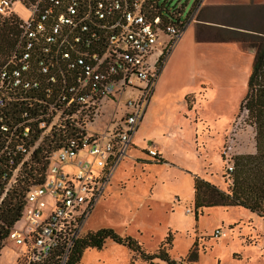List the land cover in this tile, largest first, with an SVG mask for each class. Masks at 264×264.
<instances>
[{
    "label": "built area",
    "instance_id": "1",
    "mask_svg": "<svg viewBox=\"0 0 264 264\" xmlns=\"http://www.w3.org/2000/svg\"><path fill=\"white\" fill-rule=\"evenodd\" d=\"M12 1L0 0L1 15L17 16ZM19 1L29 15L17 16L16 46L0 66V205L25 172L42 171L25 194L23 228L4 243L24 247L16 264H68L182 20L164 0ZM146 153L160 159L154 144Z\"/></svg>",
    "mask_w": 264,
    "mask_h": 264
},
{
    "label": "rangeland",
    "instance_id": "2",
    "mask_svg": "<svg viewBox=\"0 0 264 264\" xmlns=\"http://www.w3.org/2000/svg\"><path fill=\"white\" fill-rule=\"evenodd\" d=\"M164 1L170 9L182 7L181 20L185 21L197 3V0ZM11 8L20 18L29 15L19 0H13ZM0 18L3 17L0 15ZM258 23L252 29L264 32V11H260ZM189 35L187 31L165 65L167 57L164 58L163 71L133 136V146L115 169L85 230L112 228L120 235L135 238L147 253L164 247L177 264H264V235L262 244H254L258 239L255 228L264 233V217L239 206L202 207L195 216L193 194L194 176L210 180L227 191L230 182L227 163L234 156L255 148L253 128L246 123L245 112L239 111L254 57V50L247 46L252 35L227 31L219 37V40H244L237 50V66L242 65L243 72L237 75L240 81L236 85L222 83L217 92L205 80L200 88L194 89L203 74L186 64L187 54L196 53L189 48ZM200 35L212 37L217 32L210 28ZM186 94L187 106L183 103ZM157 137L163 143L168 138L179 140L167 147V162L146 153L149 138L156 142ZM193 141L200 158L191 148ZM207 154L211 158L204 163L203 155ZM24 223L21 218L16 228H23ZM216 229L221 232L218 238L213 236ZM169 234L170 241H167ZM23 253V246L5 242L0 264H16ZM132 261L147 264L127 247L107 240L101 249H85L79 264H131ZM153 262L165 264L158 259Z\"/></svg>",
    "mask_w": 264,
    "mask_h": 264
},
{
    "label": "trees",
    "instance_id": "3",
    "mask_svg": "<svg viewBox=\"0 0 264 264\" xmlns=\"http://www.w3.org/2000/svg\"><path fill=\"white\" fill-rule=\"evenodd\" d=\"M21 1L27 4L34 0ZM176 12L181 17L182 7L178 8ZM1 16L3 18H0V66L14 50L19 36L17 16ZM184 24L185 20H182V29ZM247 46L254 50V57L239 111L245 112V121L253 128L255 151L238 154L232 158V171L226 170L230 181L227 191L219 189L215 184L200 176L193 178L195 216L202 207L213 206H239L260 217L264 216V35H252ZM158 161L163 160L160 158ZM41 171L42 169L34 168V170L25 172L24 177L8 192L1 203L0 252L9 231L21 220L25 205L24 197L29 184L39 181ZM27 181L29 183L25 185ZM107 240L127 247L147 264H155L154 259L164 261L165 264H177L170 259L164 247H160L155 253L144 252L135 238L120 235L112 228L86 231L76 242L68 264H79L85 249H101ZM166 240L170 241V234ZM166 243L170 244V242ZM190 256L194 260L195 257ZM131 264L134 262L132 261Z\"/></svg>",
    "mask_w": 264,
    "mask_h": 264
},
{
    "label": "crops",
    "instance_id": "4",
    "mask_svg": "<svg viewBox=\"0 0 264 264\" xmlns=\"http://www.w3.org/2000/svg\"><path fill=\"white\" fill-rule=\"evenodd\" d=\"M260 11H264V0H197L194 12L189 14L186 18L184 28L174 43L171 51L166 56L167 59L164 65L173 51L181 45L183 37L186 35L187 31H189V48H192V50L194 49L196 53L194 55H191L190 53V56L187 54L186 64L188 62L190 67L198 68L200 73L204 75V78L202 75V78H200L197 83L198 85L194 89L200 88L204 83L203 80L212 84L210 89H212L213 92L219 91V85L225 82H228L230 85H236L240 81V78L237 80V75H240V72H243L242 65L238 64L237 66V50H239L240 45L243 46L244 40H237L235 38L219 40V37L227 31L231 34L238 33L242 35V33H247L251 35H264V32L252 29L253 26L259 24L258 20L260 18ZM210 28H213L214 31L217 32V35L212 37H204L200 35L201 31H209ZM197 37L201 39H198ZM214 38L217 39L211 40ZM185 40L186 38L183 42H185ZM234 54L235 56H232ZM231 58H233L232 61H230ZM163 68L164 66L161 67L154 88L159 82ZM210 89L208 91H210ZM187 95L188 94L185 95L183 101L185 105L187 104ZM203 112L204 111H202V117H204L203 119L205 120V114ZM162 140L163 139L157 137L155 140L156 142H154L149 138L147 144H154L158 149L160 158L163 162H167V147L174 145V143L179 142V140L168 138L165 143H163ZM192 143L193 146L191 148L195 151V156H198L199 158L202 157L200 152L197 151L194 141ZM216 143L218 144V141ZM254 151L255 148L253 147L248 153H253ZM207 155L208 156L203 155L204 163L206 159L209 160L211 158L209 154ZM215 157L217 160V151ZM109 185L110 183L107 187H109ZM257 217L260 216L257 215ZM255 230V232L258 233V239H256L254 244L261 243L260 240L264 235L263 230L259 228H255Z\"/></svg>",
    "mask_w": 264,
    "mask_h": 264
}]
</instances>
